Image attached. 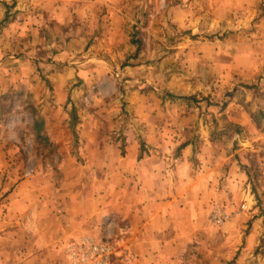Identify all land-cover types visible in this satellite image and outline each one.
<instances>
[{
    "label": "rangeland",
    "instance_id": "1",
    "mask_svg": "<svg viewBox=\"0 0 264 264\" xmlns=\"http://www.w3.org/2000/svg\"><path fill=\"white\" fill-rule=\"evenodd\" d=\"M58 1L0 0V203L23 181L35 183L40 197L59 185L73 187L81 162L80 109L133 123L143 117L139 112L153 119L158 105L157 118L166 126L156 130L171 138L165 146L174 154L181 142L201 136L205 146L237 152L242 195L234 210L213 205L242 223L236 254L226 264H264V75L252 74L249 45L241 39L250 33L239 31L234 16L241 2L242 11L252 12L245 29L264 27V0H102L91 9L85 5L95 0ZM53 6L62 7L61 14H51ZM114 7L122 10L119 21L108 13ZM61 91L65 96L58 98ZM59 104L69 126L52 135H66L68 143L53 141L46 127L45 112ZM197 116L203 123L193 124ZM153 132L147 128V136ZM29 222L18 225L23 238L35 234ZM82 238L34 264H77L68 249ZM92 239L114 245L109 264L131 263L121 254L120 237ZM1 249L0 264H28L26 249ZM184 260L200 264L191 256Z\"/></svg>",
    "mask_w": 264,
    "mask_h": 264
},
{
    "label": "crops",
    "instance_id": "2",
    "mask_svg": "<svg viewBox=\"0 0 264 264\" xmlns=\"http://www.w3.org/2000/svg\"><path fill=\"white\" fill-rule=\"evenodd\" d=\"M99 1L85 8L96 7ZM240 4H234L235 24L240 32L250 33L241 39L249 45V63L255 66L251 72L258 77L264 75V27L254 23L258 27L246 30L252 12L242 11ZM61 9L53 6L50 13L61 14ZM108 13L119 21L122 10L116 7ZM261 81L264 85V78ZM59 92L58 98L65 96ZM155 106L159 112L154 111L153 119L139 112L143 117L133 123L108 121L99 117L98 110L93 114L80 109L76 127L81 162L74 172L78 179L71 189L59 185L53 195L42 197L35 183L26 187L23 181L11 190L6 203H0V251L2 247L26 249L27 263L34 264L45 253H59L60 244L65 247V242L76 237H120L121 254L130 257V264H182L190 256L200 259V264H226L236 254L242 223L232 217L215 226L210 214L215 203L234 210L233 202L242 195L244 178L237 152H227L219 143L207 141L205 146V136H201L198 141L181 142L180 152L174 154L165 146L171 138L156 130L166 125L157 118L161 111ZM64 110L59 104L45 112L51 135L68 129ZM197 120L202 119L197 116L193 124L203 123ZM147 128L154 131L152 135L147 136ZM114 130L121 135L113 134ZM52 138L58 143L70 140L59 133ZM158 146L164 148L158 150ZM25 218L35 234L23 238L18 225Z\"/></svg>",
    "mask_w": 264,
    "mask_h": 264
},
{
    "label": "built area",
    "instance_id": "3",
    "mask_svg": "<svg viewBox=\"0 0 264 264\" xmlns=\"http://www.w3.org/2000/svg\"><path fill=\"white\" fill-rule=\"evenodd\" d=\"M211 220L216 226H222L230 218L224 207L215 205L211 212ZM70 259L77 264H109L116 253L115 247L108 241H96L84 237L68 249Z\"/></svg>",
    "mask_w": 264,
    "mask_h": 264
}]
</instances>
